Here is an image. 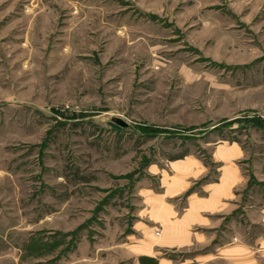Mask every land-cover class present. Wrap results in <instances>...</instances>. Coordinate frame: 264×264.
<instances>
[{"label": "rangeland", "instance_id": "obj_1", "mask_svg": "<svg viewBox=\"0 0 264 264\" xmlns=\"http://www.w3.org/2000/svg\"><path fill=\"white\" fill-rule=\"evenodd\" d=\"M231 143L228 206L158 256L264 264V0H0V264H137L150 165L206 164L172 197L182 212ZM226 242L237 256L215 252Z\"/></svg>", "mask_w": 264, "mask_h": 264}, {"label": "crops", "instance_id": "obj_2", "mask_svg": "<svg viewBox=\"0 0 264 264\" xmlns=\"http://www.w3.org/2000/svg\"><path fill=\"white\" fill-rule=\"evenodd\" d=\"M232 148H234V143H231L228 146L220 145L216 148L214 155L210 158L214 164L219 165L217 169L219 174L218 181L209 180L205 183L202 189V192L205 193L204 196H198L195 192L188 195L186 201L182 202L183 204L185 203L182 212L178 211L177 208L180 204H178L177 207V204L173 203L172 197L177 195L182 196V192L190 186V179L196 180L206 173V164L195 157H184L183 159L171 161L166 169L155 166L154 164L150 165L149 168L151 169L155 167L154 171L150 170L151 173L149 174L152 178H156V188L158 190L150 188V186L148 187L145 184L142 185V189L138 191V195L140 194L142 197V202L149 206V209H144L143 207L141 212L144 210L147 211L150 222L148 225L142 221H135L133 224L134 227L139 225V230L142 234V236L136 239L129 247L137 264H141L140 258L152 259L154 261L153 264H184L175 262L173 259L174 255L171 257L158 256L155 251L158 250V244H160V246L168 245L172 247L187 245L191 243L192 237L195 240L203 237V233L199 234L186 230L184 224H209L214 219L204 216L203 214H205V212H210L211 214L213 211H220L228 206L226 199L232 198L233 194L231 188L239 185L240 181H242L240 170L234 163V161L240 156H218L217 153L221 149ZM237 148L241 152L238 146ZM253 210L252 213L261 217V221L264 222V206L253 208ZM149 213H152L153 215L150 216ZM144 214H146V212ZM225 219L228 224L234 228L241 222L242 215L238 210H233L228 213ZM158 222L162 224V230L161 235L156 237L153 230L156 229L154 224H157ZM207 232L209 231L206 230V234ZM230 233L232 238L237 237L239 234L237 231L233 234V230H230ZM260 240L264 243V237ZM232 245L233 243L229 244L226 242L222 245V249L220 247V249H216L215 252H222L223 250L230 249L227 252H230L231 255L237 256L239 247L243 245ZM209 254L210 253L207 252L199 254L196 262L193 263L208 264L209 260L207 259Z\"/></svg>", "mask_w": 264, "mask_h": 264}, {"label": "water", "instance_id": "obj_3", "mask_svg": "<svg viewBox=\"0 0 264 264\" xmlns=\"http://www.w3.org/2000/svg\"><path fill=\"white\" fill-rule=\"evenodd\" d=\"M115 122H116L117 124H119L120 126H126V123L123 122V121L120 120V119H115ZM114 126H115V125H114Z\"/></svg>", "mask_w": 264, "mask_h": 264}]
</instances>
